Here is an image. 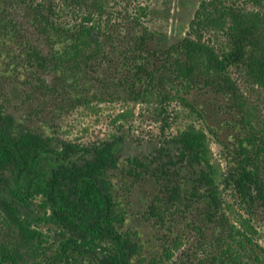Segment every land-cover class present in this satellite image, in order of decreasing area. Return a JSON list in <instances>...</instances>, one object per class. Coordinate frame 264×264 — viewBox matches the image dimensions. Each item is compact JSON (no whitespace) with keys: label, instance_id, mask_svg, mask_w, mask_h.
<instances>
[{"label":"trees","instance_id":"obj_1","mask_svg":"<svg viewBox=\"0 0 264 264\" xmlns=\"http://www.w3.org/2000/svg\"><path fill=\"white\" fill-rule=\"evenodd\" d=\"M238 1L201 0L171 41L149 26L169 17L154 1L0 0V264H166L190 231L207 235L208 264H264L223 197L264 210V124L241 88L264 92V0ZM102 103L145 106L154 151L121 161V135L56 136L55 116ZM178 109L188 123L172 133Z\"/></svg>","mask_w":264,"mask_h":264},{"label":"rangeland","instance_id":"obj_2","mask_svg":"<svg viewBox=\"0 0 264 264\" xmlns=\"http://www.w3.org/2000/svg\"><path fill=\"white\" fill-rule=\"evenodd\" d=\"M120 0H111L110 8L113 12L122 5H131L133 9L136 5L132 0H124L119 4ZM158 8L165 7L168 11V19L165 21H153L149 26L165 32L171 41H174L180 36L187 34V26L193 18L194 12L201 0H148ZM227 3H232L233 0H225ZM237 4L241 3L234 0ZM247 9H250L247 7ZM110 12V9H109ZM112 10L110 13H113ZM12 15L15 19L21 21L19 13L12 10ZM113 15V14H112ZM114 16V15H113ZM111 19V18H110ZM28 29V28H27ZM38 47L43 45V42L32 35L30 31L26 32ZM205 40L218 46L223 43V37L220 34L204 33ZM234 77H237V75ZM241 88L246 91L248 99L257 107L259 118L264 124V92L259 89H252L241 84ZM18 110V109H17ZM126 110L132 111L130 116H120ZM20 112L25 111V107L19 108ZM178 118L174 121L171 129L172 133L182 129L188 119L178 109ZM48 114V113H46ZM123 115V114H122ZM188 118V117H187ZM54 131L56 136L63 141H68L75 144L91 145L103 140H107L112 136H123V143L120 152L121 161L130 157H141L154 151L159 141V125L154 123L145 106L142 105H126L116 103L93 104L90 108H78L73 111L55 116ZM209 146L214 162L219 163L221 168H224V163L221 158V147L212 136L208 137ZM225 202V212L229 221L242 232H245L253 241L254 244L264 249V210L257 209L252 214L244 209L236 196L226 191L223 194ZM146 203V191L137 188L131 196L132 212L129 220L131 227H139L140 212ZM206 234L190 231L183 236L181 247L170 258L166 260V264H208L211 255V248L208 245Z\"/></svg>","mask_w":264,"mask_h":264}]
</instances>
